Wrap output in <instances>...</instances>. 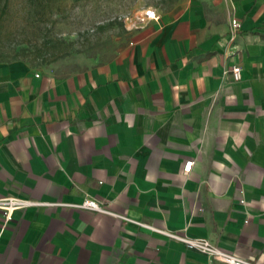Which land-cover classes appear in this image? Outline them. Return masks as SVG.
Returning a JSON list of instances; mask_svg holds the SVG:
<instances>
[{
    "label": "crops",
    "instance_id": "obj_1",
    "mask_svg": "<svg viewBox=\"0 0 264 264\" xmlns=\"http://www.w3.org/2000/svg\"><path fill=\"white\" fill-rule=\"evenodd\" d=\"M156 14L107 63L57 72L0 62V199H90L264 264V0ZM0 264L223 263L121 218L57 206L6 225L0 213Z\"/></svg>",
    "mask_w": 264,
    "mask_h": 264
},
{
    "label": "rangeland",
    "instance_id": "obj_2",
    "mask_svg": "<svg viewBox=\"0 0 264 264\" xmlns=\"http://www.w3.org/2000/svg\"><path fill=\"white\" fill-rule=\"evenodd\" d=\"M194 1L201 0H10L0 12V62L57 72L107 63L145 24L146 11Z\"/></svg>",
    "mask_w": 264,
    "mask_h": 264
},
{
    "label": "built area",
    "instance_id": "obj_3",
    "mask_svg": "<svg viewBox=\"0 0 264 264\" xmlns=\"http://www.w3.org/2000/svg\"><path fill=\"white\" fill-rule=\"evenodd\" d=\"M157 19H158V16L156 14V11L148 10L145 12L144 18L142 19L141 22H147L150 20H157ZM239 29H240V22L237 19H232L230 22L229 33H228L230 44L234 43ZM230 73L235 82H238L241 80V70L238 66H233L230 70ZM192 164L193 163L191 161L185 163L183 171L185 173H188L192 167ZM57 206L75 207V208L86 210V211H91V212H96V213H101V214L121 218L139 227L147 228L165 237L168 240L180 243L187 250L197 252L201 255H204L208 258H211L223 264H253L244 259L238 258L228 252L221 250L220 248L212 244L207 239L190 238L185 234L179 235L174 232L156 229L149 225H145L143 223L132 221L126 217H119L117 215H113L112 213H109L106 209L101 207L94 200L86 199L79 205H63L60 203H44V202H37V201L21 199V198H16V197H5V198L0 199V213L2 214L4 225L10 223L13 220V214L15 212L23 211L27 208H32V207H57Z\"/></svg>",
    "mask_w": 264,
    "mask_h": 264
},
{
    "label": "trees",
    "instance_id": "obj_4",
    "mask_svg": "<svg viewBox=\"0 0 264 264\" xmlns=\"http://www.w3.org/2000/svg\"><path fill=\"white\" fill-rule=\"evenodd\" d=\"M30 2H34V0H29ZM9 3H10V0H0V12L1 14H5L6 13V10L9 6Z\"/></svg>",
    "mask_w": 264,
    "mask_h": 264
}]
</instances>
